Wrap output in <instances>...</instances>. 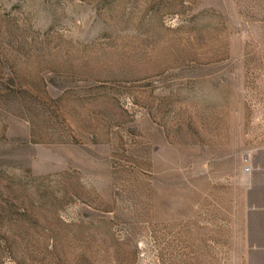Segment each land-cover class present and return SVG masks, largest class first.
<instances>
[{"label":"rangeland","instance_id":"374dc122","mask_svg":"<svg viewBox=\"0 0 264 264\" xmlns=\"http://www.w3.org/2000/svg\"><path fill=\"white\" fill-rule=\"evenodd\" d=\"M263 120L264 0H0V264H247Z\"/></svg>","mask_w":264,"mask_h":264},{"label":"crops","instance_id":"0c3cea01","mask_svg":"<svg viewBox=\"0 0 264 264\" xmlns=\"http://www.w3.org/2000/svg\"><path fill=\"white\" fill-rule=\"evenodd\" d=\"M262 126L264 128V120ZM259 140L260 146L250 159L251 172L243 180L241 199L238 203L232 199L213 203L214 208L239 210L237 220L233 216L230 219V232L232 236L237 235L232 239L231 248L238 251L247 264H264V134Z\"/></svg>","mask_w":264,"mask_h":264},{"label":"built area","instance_id":"2783aa9c","mask_svg":"<svg viewBox=\"0 0 264 264\" xmlns=\"http://www.w3.org/2000/svg\"><path fill=\"white\" fill-rule=\"evenodd\" d=\"M246 171L249 172L250 171V168L249 166L246 167Z\"/></svg>","mask_w":264,"mask_h":264}]
</instances>
